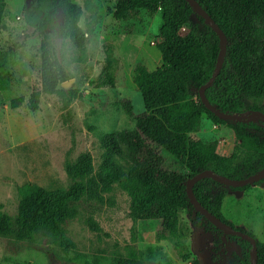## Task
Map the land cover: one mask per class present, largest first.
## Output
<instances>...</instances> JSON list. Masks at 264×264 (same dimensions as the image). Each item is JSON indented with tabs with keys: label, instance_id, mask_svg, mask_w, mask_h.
<instances>
[{
	"label": "trees",
	"instance_id": "obj_1",
	"mask_svg": "<svg viewBox=\"0 0 264 264\" xmlns=\"http://www.w3.org/2000/svg\"><path fill=\"white\" fill-rule=\"evenodd\" d=\"M213 19L226 37L222 66L204 94L215 108L232 114L260 111L264 114V0H196ZM143 9L148 14L158 11L160 24L156 33V48L163 53L161 64L152 70L138 64L133 68L132 81L140 93L143 111L134 115L129 101L122 102L127 116L134 120L132 129L113 130L100 137V162L94 169L87 151L80 152L64 165L69 178L65 188L48 189L32 183L19 187L20 196L14 215L2 210L0 204V236L16 240H32L39 233L68 247L62 225L75 215L72 202L79 199L101 202L104 193L113 186L128 198V216L133 220L159 219L161 229L173 235L178 227L181 210L190 208L184 189L186 178L203 170L228 178H243L264 167V120L229 121L217 118L201 104L198 87L209 77L218 51L216 34L184 0H115L108 12L115 19H128ZM60 12L59 19L56 14ZM3 0H0V23ZM81 8L73 0H27L23 17L34 32L51 31L66 38L79 51L78 60L85 55L84 31L78 25ZM191 16L196 22H191ZM186 28L181 32L182 28ZM22 45L11 43L0 53V76L8 58ZM39 88L26 99L29 110L37 107L38 93H55L70 101L75 89L60 88L68 79L51 47L39 46ZM102 84H112L111 72L105 69ZM24 101L13 98L11 105ZM207 120L226 125L234 137L228 154L217 150L214 138L198 134ZM161 148L186 168L181 174L162 166ZM264 181V178L254 184ZM250 186H225L210 178L192 185L195 198L213 215L229 224L220 214L224 189L243 190ZM201 218L220 236V229ZM231 225V224H229ZM96 230L98 227L89 222ZM232 226V225H231ZM233 227V226H232ZM242 231L241 229L235 228ZM244 232V231H242ZM245 234L254 238L251 233ZM241 248L237 264H248L249 240L226 234ZM151 258L157 264H172L162 251ZM18 264H34L25 261ZM190 264H197L193 260ZM254 264H264V243L255 240Z\"/></svg>",
	"mask_w": 264,
	"mask_h": 264
},
{
	"label": "rangeland",
	"instance_id": "obj_2",
	"mask_svg": "<svg viewBox=\"0 0 264 264\" xmlns=\"http://www.w3.org/2000/svg\"><path fill=\"white\" fill-rule=\"evenodd\" d=\"M80 8L79 27L84 31L85 55L68 39L45 30L34 32L23 17L27 0H3L0 23V53L11 43L22 45L8 58L0 76V204L14 215L19 187L32 183L48 189L65 188L69 178L64 165L83 151L89 152L95 169L100 162V137L113 130L132 129L122 102L128 100L134 115L143 111L140 93L132 81L133 68L159 66L163 53L155 44L160 14L139 9L132 17L115 19L108 12L115 0H73ZM60 12L56 14L59 19ZM191 16V22H196ZM186 28H182L181 32ZM48 44L68 79L59 83L76 95L64 101L55 93H38L37 107L29 110L26 99L39 88V46ZM112 84H102L105 69ZM24 101L11 105L13 98ZM264 98L259 100L263 103ZM198 134L217 141V150L228 154L234 145L231 130L207 120ZM166 169L186 174V168L161 148ZM129 198L118 187L103 194L101 202H72L75 215L62 225L71 246L39 233L32 240L0 236V264H157L151 255L159 249L172 264H237L241 248L233 239L219 236L194 209L178 215L171 235L161 229L159 219L133 221L128 216ZM220 214L233 227L251 233L264 243V181L243 190L224 189ZM89 222L98 228L93 230Z\"/></svg>",
	"mask_w": 264,
	"mask_h": 264
},
{
	"label": "water",
	"instance_id": "obj_3",
	"mask_svg": "<svg viewBox=\"0 0 264 264\" xmlns=\"http://www.w3.org/2000/svg\"><path fill=\"white\" fill-rule=\"evenodd\" d=\"M184 1L204 20L207 26L216 34L218 39V51L216 54L212 71L209 77L207 78V80L204 83H202L197 89V95L199 97L201 104L204 106V108H206L213 115H215L217 118L220 119H226L229 121H236V120L246 121V120H254L255 116L258 115L262 117L264 120V114L261 113L260 111L254 110L250 113L246 111L244 112V114L227 113L215 108L207 100L204 91L207 87L211 85L212 81L214 80L215 76L218 74L222 66L225 49H226V37L223 31L218 27V25L213 21V19L206 13V11L199 5V3L196 0H184ZM202 178H210L213 181H216L217 183L225 186L240 187L246 184H253L254 182L260 180L261 178H264V167L246 177L239 179L228 178L219 174H215L210 169H203L193 174L192 176L186 178L184 182L185 195L189 203L191 204L192 208L194 209V211L202 215L213 226L220 229L223 232V234H234V235H238L241 238H245L249 240L251 249L249 252L250 260L248 264H254L255 239L239 230L234 229L231 225L220 220L218 217H216L210 211H208L203 205H201L200 202L195 198L192 191V185Z\"/></svg>",
	"mask_w": 264,
	"mask_h": 264
},
{
	"label": "flooded vegetation",
	"instance_id": "obj_4",
	"mask_svg": "<svg viewBox=\"0 0 264 264\" xmlns=\"http://www.w3.org/2000/svg\"><path fill=\"white\" fill-rule=\"evenodd\" d=\"M203 217V216H202ZM204 218V217H203ZM205 219V218H204ZM207 221V220H206ZM234 229H235V227H233ZM237 230V229H236ZM240 231V230H239ZM222 232V231H221ZM242 232V231H241ZM244 233V232H243ZM224 235H226V234H223V232H222V236H224ZM232 235H234V234H232ZM221 236V235H220ZM255 239V238H254Z\"/></svg>",
	"mask_w": 264,
	"mask_h": 264
}]
</instances>
